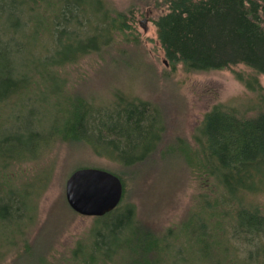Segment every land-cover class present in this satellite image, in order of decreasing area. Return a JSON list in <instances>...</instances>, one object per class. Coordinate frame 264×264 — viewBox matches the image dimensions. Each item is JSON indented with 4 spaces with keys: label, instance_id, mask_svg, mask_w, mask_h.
<instances>
[{
    "label": "trees",
    "instance_id": "16d2710c",
    "mask_svg": "<svg viewBox=\"0 0 264 264\" xmlns=\"http://www.w3.org/2000/svg\"><path fill=\"white\" fill-rule=\"evenodd\" d=\"M168 3V12L154 24L172 65L181 63L187 73L243 65L253 73L237 77L258 93L262 107L255 117H246L217 105L204 117L206 161L203 167L196 165L213 182L211 196L201 198L204 218L189 239L197 256L182 252L172 229L157 234L137 222L133 206L121 204L98 219L109 234L90 232V248L77 241L58 256H39L26 240L28 224L23 221L26 215L34 216L33 191L13 188L5 180L0 188V264L12 251L18 254L10 264H119L116 251L128 246L129 264H264V214L249 198L264 190V90L258 79L264 75V0ZM126 20L100 0H0V167L7 160L32 161L55 142L102 152L128 168L154 157L153 147L147 153L138 151L139 146L162 140L154 132L162 133L164 125L157 127L160 122L150 103L121 97L114 106L95 108L63 92L59 68L109 45L114 32L130 28ZM46 34L55 44L52 54L44 47ZM40 105L45 107L42 117L36 108ZM19 107H29L26 127L4 134L2 121L9 122L12 110ZM189 226L183 228L188 231ZM129 230L134 235L123 243L121 237ZM233 239L241 244H233Z\"/></svg>",
    "mask_w": 264,
    "mask_h": 264
},
{
    "label": "rangeland",
    "instance_id": "374dc122",
    "mask_svg": "<svg viewBox=\"0 0 264 264\" xmlns=\"http://www.w3.org/2000/svg\"><path fill=\"white\" fill-rule=\"evenodd\" d=\"M100 1L112 13L126 15L130 28L114 32L110 44L101 50L92 51L76 63L60 67L65 85L63 92L69 98L90 102L95 108L114 106L121 97L150 103L157 122H160L157 127L164 125L162 133L158 129L154 132L161 135L162 140L139 146L138 151L147 153L148 147H153L152 150L157 149L154 157L149 159L147 156L141 165L128 168L102 152L55 142L52 146H45L42 154L32 161L7 160L5 164L2 161L0 188L6 180V184L13 188L24 187L33 191L30 192L33 196L30 212L34 216L31 219L24 216L23 221L28 224L25 237L36 254L48 259L49 255L64 253L67 247H74L77 241L90 248L93 241L89 234L92 231L109 234L102 220L98 222L102 217H82L71 210L66 201L65 187L68 176L78 168L113 172L123 179L126 186L120 206H133L137 222L157 234L172 229L180 239L182 252L187 257L193 254L196 257L189 239L193 238L192 230L199 225V219L204 218L203 212L200 215L205 209V201L201 198L211 196L210 185L213 182L209 175H202L196 165V162L201 163L203 167L206 161L202 122L217 105L246 117H255L262 108L259 95L237 77L240 74L248 78L253 71L243 65L199 73H187L181 63L174 67L166 57L154 24L168 12L169 0ZM144 20H147L145 24ZM45 37L44 47L47 46L49 54H52L55 44L50 35ZM258 79L264 90V75H259ZM36 108L40 117L45 116L44 106ZM62 109L64 112L66 106ZM10 115L9 122L2 121L4 134L26 127L30 119L29 107L13 109ZM195 152L200 154V159L196 158ZM249 198L262 208L264 214V190ZM188 224L187 231L183 227ZM131 235L134 232L129 230L127 236L122 235L121 241L124 243ZM232 243L241 244L237 239ZM10 254L4 264H10L18 252ZM116 256H119L115 258L119 264H129L132 261L131 247L117 249ZM15 264L22 263L18 261Z\"/></svg>",
    "mask_w": 264,
    "mask_h": 264
},
{
    "label": "water",
    "instance_id": "95a60500",
    "mask_svg": "<svg viewBox=\"0 0 264 264\" xmlns=\"http://www.w3.org/2000/svg\"><path fill=\"white\" fill-rule=\"evenodd\" d=\"M65 196L68 206L76 214L104 217L121 204L124 184L113 172L100 168H78L66 180Z\"/></svg>",
    "mask_w": 264,
    "mask_h": 264
},
{
    "label": "flooded vegetation",
    "instance_id": "af4514ba",
    "mask_svg": "<svg viewBox=\"0 0 264 264\" xmlns=\"http://www.w3.org/2000/svg\"><path fill=\"white\" fill-rule=\"evenodd\" d=\"M147 22V20L146 21H143V24H145ZM142 23V22H141Z\"/></svg>",
    "mask_w": 264,
    "mask_h": 264
}]
</instances>
